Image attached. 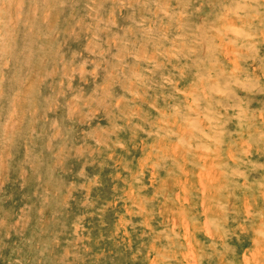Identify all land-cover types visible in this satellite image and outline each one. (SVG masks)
<instances>
[{
    "label": "rangeland",
    "instance_id": "374dc122",
    "mask_svg": "<svg viewBox=\"0 0 264 264\" xmlns=\"http://www.w3.org/2000/svg\"><path fill=\"white\" fill-rule=\"evenodd\" d=\"M17 2L27 13L39 0ZM168 2L159 0L163 11L149 15L129 9L116 31L119 8L70 0L69 37L83 32L85 47L102 53L109 40L126 50L128 34L139 30L137 61L159 66L157 86L168 89L167 106L152 105L155 127L139 139L133 132L127 145L112 141L103 186L99 173L70 186L82 189L85 209L71 222L73 240L85 252L97 245L93 256L107 254V264H264V0H216L222 7L207 20L194 18L199 0H187L192 14L179 18ZM78 67L88 71L83 61ZM48 87L42 121L57 109L71 115L81 103L75 94L61 99L59 82ZM42 121L38 139L48 135ZM13 191L0 189V210L19 211L14 199L4 203ZM56 215L53 208L45 219ZM85 216L106 222V231Z\"/></svg>",
    "mask_w": 264,
    "mask_h": 264
},
{
    "label": "clouds",
    "instance_id": "9594fccd",
    "mask_svg": "<svg viewBox=\"0 0 264 264\" xmlns=\"http://www.w3.org/2000/svg\"><path fill=\"white\" fill-rule=\"evenodd\" d=\"M105 5L121 10L116 31L128 23L129 9L140 15L163 11L159 0H134L131 5L105 0ZM71 7L70 0H39L25 13L17 0H0V189L5 184L12 188L4 203L14 199L13 208H19L0 210V264H107V254L98 260L93 256L97 245L88 241L92 251L85 252L80 241L73 240L71 222L85 209L80 204L82 189L70 186L95 173L103 186L111 164L105 154L112 141L120 138L127 145L133 132L136 139L146 135L157 123L152 105L163 109L168 103V89L162 94L157 86L159 66L137 61L136 49L144 44L139 30L128 34L126 50L109 40L102 53H92L83 32L79 39L67 34ZM166 7L174 10L175 18L192 14L185 11L187 0H169ZM219 7L216 0H199L194 18L210 19ZM148 48L151 51L150 44ZM81 61L88 69L83 75ZM57 82L61 99L75 94L81 103L71 115L57 109L42 121L38 108L51 93L49 83L56 87ZM53 119L56 125L50 127ZM38 121L48 133L44 139L37 138ZM65 192L70 193L66 201ZM53 208L56 217L45 219ZM93 217L99 230L106 231L107 223L101 226Z\"/></svg>",
    "mask_w": 264,
    "mask_h": 264
}]
</instances>
